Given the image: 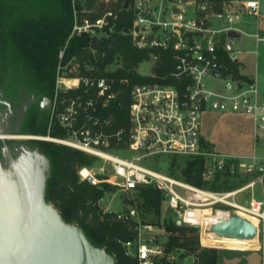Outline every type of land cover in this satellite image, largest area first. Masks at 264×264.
Here are the masks:
<instances>
[{
    "label": "built area",
    "instance_id": "obj_1",
    "mask_svg": "<svg viewBox=\"0 0 264 264\" xmlns=\"http://www.w3.org/2000/svg\"><path fill=\"white\" fill-rule=\"evenodd\" d=\"M70 6L72 31L59 54L49 120V130L57 121L67 136L56 138L49 133L22 137L54 141L98 157L101 161L96 170H78L81 180L93 185L108 183L123 193L151 186L161 192L176 221L197 225L202 234L211 233L210 226L218 221L204 222L199 217L204 210L224 218L233 214L253 217L258 220V234L260 228L264 230V97L257 79L241 72L239 55L243 51L238 42L246 33L236 26L246 18H264V0H70ZM123 11L132 16L129 28H119ZM230 31L241 35L232 37ZM115 35L131 36L137 49L153 51L147 61L153 68L147 75L155 79L133 85L129 127L119 130L112 129L113 117L103 114L121 92L115 87L116 79L95 74V67L88 75L80 72L74 76L66 71L64 63L73 38H89L88 48L94 54L99 45H92L93 38L103 44ZM251 36L264 43V35ZM167 50L174 53V68L158 77L154 69L160 53ZM121 64L118 68L123 67ZM119 82L126 84L128 80ZM79 89L76 96L63 95ZM206 112L249 116L251 151L212 149L201 132ZM158 156L203 160L201 175L207 182L218 176L230 182H245L235 189L220 191L199 187L155 169L153 160ZM257 186L260 199L255 196ZM103 211L112 212L106 208ZM115 213L116 220L134 223V238L123 243L128 256L137 259L138 264H164L166 259L171 260L166 242L160 241L166 233L163 225L141 220L135 209Z\"/></svg>",
    "mask_w": 264,
    "mask_h": 264
},
{
    "label": "trees",
    "instance_id": "obj_2",
    "mask_svg": "<svg viewBox=\"0 0 264 264\" xmlns=\"http://www.w3.org/2000/svg\"><path fill=\"white\" fill-rule=\"evenodd\" d=\"M61 1L59 13L47 19L43 18L39 26L35 25V20H32L34 25L26 28L23 33L24 37H21L24 44L19 49L23 70L37 81L43 90L49 92L52 100L56 90L59 52L71 32L73 23L70 0ZM131 25V14L123 11L119 28H129ZM89 43L90 39L87 37L73 38L66 50L65 60L77 56L81 74L88 75L91 73V67H95L98 70L95 74L116 79L115 87L121 92L117 101L104 110L103 114L113 117V130L128 129V109L133 85L155 80L137 71L140 64L150 60L153 51L137 49L133 45L131 36L128 35L111 37L97 47L96 54L89 50ZM173 56L174 53L170 50L160 53L158 65L154 69L158 77L173 70L175 63ZM118 63H122L123 67L113 72H105L108 67ZM120 79H127L128 83L121 84ZM80 92L81 89L72 90L63 92V95L76 96ZM48 121L49 117L42 126L34 117L27 124L25 132L45 135L48 133ZM49 133L56 138L67 136L66 129L57 122L52 125ZM29 142L38 143L40 151L51 160L52 170L47 184L46 198L60 211L64 220L81 227L92 244L104 248L114 256L116 264H138L137 259L128 256L123 247L124 242L132 240L135 236L134 223L118 221L115 219V212H104L99 206V201L112 189V186L108 183L93 185L86 180H81L78 174L81 167L92 168L101 160L96 156L54 142L42 140H29ZM1 147L2 142L0 141ZM164 164L168 165L167 170L173 176L199 187H207L215 191L234 187L231 186L233 182L228 179L222 180L221 183L219 176L214 181H204L201 175L204 163L201 159L186 158L182 162L177 157H170L165 159ZM137 193L146 211L153 209L160 214L163 196L159 190L146 186L141 187ZM169 213L172 211L169 210ZM162 225L168 232L166 242L168 252L182 249L195 256V264H216L218 262L220 253L216 248L200 246L199 228L178 225L173 217H166ZM164 264H176V262L166 259Z\"/></svg>",
    "mask_w": 264,
    "mask_h": 264
},
{
    "label": "water",
    "instance_id": "obj_3",
    "mask_svg": "<svg viewBox=\"0 0 264 264\" xmlns=\"http://www.w3.org/2000/svg\"><path fill=\"white\" fill-rule=\"evenodd\" d=\"M229 35L241 34L230 31ZM92 45L102 42L95 37ZM46 102L51 108L50 99ZM12 137L15 135L9 131L0 130L6 158L5 165L0 162V264H116L114 256L92 244L81 227L66 222L47 200L51 160L38 146L24 142L12 149L7 144ZM210 232L218 238L253 240L258 227L233 214L220 217Z\"/></svg>",
    "mask_w": 264,
    "mask_h": 264
},
{
    "label": "rangeland",
    "instance_id": "obj_4",
    "mask_svg": "<svg viewBox=\"0 0 264 264\" xmlns=\"http://www.w3.org/2000/svg\"><path fill=\"white\" fill-rule=\"evenodd\" d=\"M61 3H62L61 0H0V8L10 7L12 8V12L19 14H31V15L40 14L41 15L40 18L36 16H34V18L33 17L30 18L31 21L32 20L36 21L38 19L50 18L51 16L59 13L61 11V5H62ZM170 12L171 9L169 8L168 17L170 15ZM236 26L242 29L246 33V35L243 36L242 39L239 40L238 42L239 49L243 51L239 55V60L242 62L241 72L249 76H254L257 79L262 95L264 97V43H259L256 37L251 36L255 33L264 35V18L260 20L254 18H246L244 22L241 21L237 23ZM24 28H25L24 25L20 26L19 31L23 32ZM70 34L67 40L69 39ZM96 53L97 50L94 54ZM59 63H60V57L57 65V76L59 72ZM64 63H66L67 65L66 71L69 74H72L74 76L79 75L81 70H80V66L78 65L80 64V62L78 61L77 56H73L70 59L65 60ZM118 66L119 65L116 64L108 67L106 70L109 71L116 70ZM152 68L153 67L151 61L143 62L137 67V71L142 75H147L151 73ZM49 120H50V116H49ZM54 123L55 122H53V124ZM251 128H252V123L250 117L237 115V114L206 112L203 114L201 120V132L205 137V139H207L211 143V148L225 152L229 151V152L247 153L251 151L252 149ZM49 132L50 130H49V121H48L47 134L43 135V134L28 133L23 136H33V135L48 136ZM25 140L29 142V140L27 139ZM49 142H54V141H49ZM30 145L38 146V143H30ZM167 158L170 157L169 156L155 157L153 160L155 162L153 164L155 166V169L169 172V170H167L168 165L164 164V161ZM178 159L183 162L185 161L186 157H178ZM149 166L153 167L151 163ZM96 167L97 166H93L92 168L96 170L95 169ZM105 172L107 173V169ZM99 177H103V176H99ZM220 182L222 183V179ZM244 182H245L244 180H236V181L233 180V184L231 186H234L233 188L235 189L241 186ZM255 192H256L255 195L256 198L260 199L261 194H260L259 186L256 187ZM244 195L245 196L247 195V198H249L248 193ZM142 202L143 201L138 197L137 192L123 193L115 188H112L109 192L105 194L104 198L99 201V206L102 210L103 208H106L112 212H127L129 210L135 209L137 210L139 214V218L141 220L150 222L158 226H161L163 224L166 217H173L174 219L176 218V215L173 212L169 213V208L167 207L166 203L163 201L161 205L160 214H157L153 209L146 211L145 207L141 205ZM246 217L249 219V216ZM204 233L205 232H203L202 234L200 229V246L202 248H216L219 251L220 258L216 264H264V230L263 229L260 228V232L258 236L255 238L256 243L254 244V246L248 247L247 249L244 248L242 249L239 248L238 246L230 247V245L225 242L207 243L205 240H203L205 236ZM206 233H208V231ZM167 235L168 232L166 231V233H164V236L160 238V241L167 242ZM259 245L260 248H257L259 247ZM168 253L171 256V260L176 262V264H195L196 261L195 256L186 253V251L182 249H174L172 251H169Z\"/></svg>",
    "mask_w": 264,
    "mask_h": 264
},
{
    "label": "flooded vegetation",
    "instance_id": "obj_5",
    "mask_svg": "<svg viewBox=\"0 0 264 264\" xmlns=\"http://www.w3.org/2000/svg\"><path fill=\"white\" fill-rule=\"evenodd\" d=\"M34 16L41 17L40 14L14 13L10 7L0 8V130H7L15 135L7 141L12 149L22 142L30 145L22 139L23 135L28 134L25 132L27 124L36 117L37 123L43 126L51 110L46 99H50L51 107L53 101L49 92L43 90L38 82L23 70L19 53L24 44L21 37H24L25 28L34 25L30 19ZM42 22V19H38L35 25L39 26ZM23 25L25 28L20 32V26ZM3 146L2 143L0 162L5 165Z\"/></svg>",
    "mask_w": 264,
    "mask_h": 264
},
{
    "label": "bare ground",
    "instance_id": "obj_6",
    "mask_svg": "<svg viewBox=\"0 0 264 264\" xmlns=\"http://www.w3.org/2000/svg\"><path fill=\"white\" fill-rule=\"evenodd\" d=\"M76 82V81H74ZM23 139H28L29 137H22ZM199 217L205 222L206 220L208 221H216L217 219H219L220 217L211 215L210 210H204L202 212L199 213ZM250 221H252L254 224L258 223V220L253 218V217H249ZM204 238L203 240H205L207 243H211V242H225L227 244L230 245V247H239V248H244L247 249L248 247L254 246L256 239L253 240H240V239H231V238H218L216 236H214V234L211 233H204ZM208 235V236H207ZM210 236V237H209ZM207 237V238H206ZM259 244V243H258ZM258 248V247H257ZM255 249V248H254Z\"/></svg>",
    "mask_w": 264,
    "mask_h": 264
}]
</instances>
